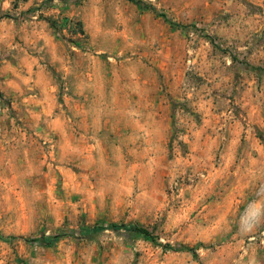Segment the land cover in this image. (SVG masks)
Segmentation results:
<instances>
[{"label":"rangeland","instance_id":"1","mask_svg":"<svg viewBox=\"0 0 264 264\" xmlns=\"http://www.w3.org/2000/svg\"><path fill=\"white\" fill-rule=\"evenodd\" d=\"M111 222L153 240L77 231ZM0 236V264H264V0H0Z\"/></svg>","mask_w":264,"mask_h":264},{"label":"trees","instance_id":"2","mask_svg":"<svg viewBox=\"0 0 264 264\" xmlns=\"http://www.w3.org/2000/svg\"><path fill=\"white\" fill-rule=\"evenodd\" d=\"M75 24L78 27V30L80 31V25L79 22H75ZM174 24V23H173ZM103 229H111V230H118V229H124V230H130L136 233H139L141 236L144 238L153 240V235L145 228L142 226H130L129 224H123V223H107V224H92V225H80L77 229L79 234H89V233H94L101 231ZM60 236V234H54L50 236H42V240L46 243L52 244L56 239ZM2 239H6L7 237H2ZM12 237V236H10ZM168 246V244H166ZM171 247V246H168ZM180 248H185V249H191L190 247L187 246H180L179 248H174V249H180Z\"/></svg>","mask_w":264,"mask_h":264}]
</instances>
